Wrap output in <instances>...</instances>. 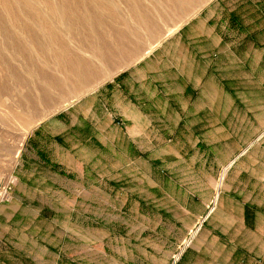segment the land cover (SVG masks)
Returning a JSON list of instances; mask_svg holds the SVG:
<instances>
[{
  "label": "rangeland",
  "instance_id": "obj_1",
  "mask_svg": "<svg viewBox=\"0 0 264 264\" xmlns=\"http://www.w3.org/2000/svg\"><path fill=\"white\" fill-rule=\"evenodd\" d=\"M50 1H54L59 11L63 5L83 14L100 10L86 0H0V55L10 67L2 65L0 57V85L3 87L0 93V169L10 174L17 166L29 134L38 125L85 96L107 95L109 87L126 71L150 56L187 23L211 9L216 12L214 23L227 35L230 48L264 50V0H210L200 9L192 6L190 16L182 17L177 14L181 12H175L170 0H138L135 4L127 0H101L105 12L98 15V21L102 26L89 18L76 23L74 30L70 20L60 17L59 12L50 15ZM139 10L151 12L153 19H158L159 23L156 20L155 23L160 40L147 36L146 29L135 35L142 37L140 43L134 40L129 31L138 27L136 11ZM33 25L39 38L33 36ZM51 27L69 52L90 63L94 58L92 49H98V58L102 63L105 61L102 45L108 46L109 31L123 32L128 38L124 56L129 59L125 63L129 66L111 74L105 82L97 83L98 86L83 85L71 73L59 71L60 65L53 55L57 45L51 42L48 33ZM36 41L46 43L49 48H45L42 57L35 49L37 46H33ZM134 41L138 44H133ZM133 53L136 55L130 59ZM262 58L264 64V54ZM62 72L69 77L64 78ZM47 75L50 81L45 83ZM233 107L240 109L237 114L243 116L244 121L229 119L222 134L205 133L203 128H198L194 135L157 134V129L152 128L148 136L135 137L134 144L118 145L115 168L111 173L108 166L100 169L105 179H81L80 187L84 182L95 200L105 198L100 201L104 204L103 210L95 223L87 219L77 221L87 229L100 230L97 240L84 241L98 253L85 254L86 262L153 264L165 258L166 264H178L183 250L190 248L200 233L203 220L214 213L221 192L228 187L227 193H231L233 199H242L248 192L262 193L260 187L264 181L256 183L255 179H249L244 172L240 173L241 168L236 164L241 150L246 148L243 141L251 137L242 133V128L255 123L260 115L259 105L250 99L234 103ZM115 121L118 135L125 133V123L120 119ZM124 140L128 137L124 136ZM248 170L254 171L252 166ZM249 213L253 216L255 212ZM109 218L115 219L109 221ZM210 232L209 242L212 243L222 234L215 230ZM201 247L202 255L208 257V249ZM204 247L209 246L204 244Z\"/></svg>",
  "mask_w": 264,
  "mask_h": 264
},
{
  "label": "crops",
  "instance_id": "obj_2",
  "mask_svg": "<svg viewBox=\"0 0 264 264\" xmlns=\"http://www.w3.org/2000/svg\"><path fill=\"white\" fill-rule=\"evenodd\" d=\"M211 10L126 71L107 95L85 96L29 134L13 172V198L0 203V264H91L84 255L98 253L84 241L97 240L100 230L77 221L95 223L105 198L95 200L81 179H105L100 169L115 168L118 145H132L152 128L157 134L194 135L201 128L222 134L229 119L244 121L233 104L253 99L260 115L242 128L251 137L236 164L249 179L264 181V50L230 48ZM116 119L125 133L118 135ZM260 190L242 199H233L228 187L221 192L178 264H264V185ZM210 230L222 232L214 243Z\"/></svg>",
  "mask_w": 264,
  "mask_h": 264
},
{
  "label": "bare ground",
  "instance_id": "obj_3",
  "mask_svg": "<svg viewBox=\"0 0 264 264\" xmlns=\"http://www.w3.org/2000/svg\"><path fill=\"white\" fill-rule=\"evenodd\" d=\"M86 1H88V3L92 4L95 7H99L100 8L99 12L94 14V13H92V11H89V12L87 11L89 14H87V13L83 14L78 9L76 10V9H73L72 7L67 8L64 5L62 6L63 8L59 11L57 9L58 7L55 5L54 1L53 2L50 1V2H52V4L49 8V13H50V15H54V14H58L57 12H59L60 17L70 20V22H71L70 25H72L71 26L72 28L75 26L76 23L80 22L81 20L87 21L89 18L94 22V24L102 26L103 23L98 21V15L101 16L102 13L105 12V9L103 8V6L101 4V0H86ZM86 1H84V2H86ZM120 1H119V3L122 2V1L121 2ZM127 1L128 2L130 1L129 3L134 2V4L138 2V0L137 1L136 0H127ZM156 1L159 2V0H156ZM208 1H210V0H170L168 2L176 10L175 12H178V11L181 12V13H177V14L180 17H182V16H190V13L192 12V10H191L192 6H196L195 9H200ZM117 3H118V1H117ZM130 5H132V4H130ZM85 6H86V4H85ZM133 8H135V7H133ZM136 8L139 9L142 7L136 6ZM150 13L151 12H146V11L144 12L142 10H139L138 12L136 11L138 27H136L135 29L132 27L131 30L129 31L131 34H133L134 37L142 29L148 30L147 36H150L154 40H157V39H159V37H161V36L157 35L159 33L158 32L159 28H158V25L155 23L156 19L154 20L153 17L150 15ZM110 16H112V12H110ZM154 16H155V13H154ZM157 20H156V22L159 23V21H157ZM44 23H45V21H44ZM72 23H74V24H72ZM29 27L30 26H28V28ZM34 27H35V25H33V31L37 30ZM29 30H30V28H29ZM73 30H74V28H73ZM107 32H108V30H107ZM28 33L26 32V34H28ZM48 33L50 34L51 42L57 45L56 49L54 50L53 55H54L55 59L57 60L58 64L60 65L59 71L62 69L65 72L71 73L72 75H74V76H72V75L71 76L73 78L77 77L83 85L88 84V85L93 86L94 84H97V83L101 84V83L105 82L106 80H108L112 76L111 74L119 72L120 70L125 69L126 67L129 66V65L125 64L127 62V60H129V59L124 56V55H126L125 50H126V47L128 45L127 44L128 38H127V35L123 32H120V31L110 32L109 31L110 42H109L108 46L102 45V48H103L102 51L105 50V52H104L105 61L103 63L100 61V58H98V56L100 57V53L98 52L99 51L98 49H92L91 52H92V55L94 56V58H93V60H90L91 61V63H90V62H88L82 58L77 57L76 55H73L71 52H69L66 49V47L63 46L64 41L62 42V39L60 38V36L56 33V31L52 27L48 30ZM29 36H31V35H29ZM33 36L35 38H39L38 33H36V32L33 34ZM141 39H142L141 36L134 38V40L138 41V43L141 42ZM135 41L133 42V44H138ZM25 42H27V41H25ZM3 44H4V42H3ZM35 45L38 47V48L35 47V49H36V51L40 57H42L41 55H43V52L46 49L49 50L46 43L36 41L35 43H33V46H35ZM4 46H6V45H4ZM139 51H140V48L138 49V52ZM130 55H131L130 59H132L136 55V53H133ZM0 57L2 59V65L7 66L6 68H8L9 67V65L7 64L8 62H5L6 60L4 61L1 55H0ZM103 71H106L107 73L103 74L102 73ZM65 72H62L64 74V78H68L69 75ZM48 81H50L49 75H47L44 82L47 83ZM60 83H62V82H60ZM98 84H97V86H98ZM2 92H3V87H2V85H0V93H2Z\"/></svg>",
  "mask_w": 264,
  "mask_h": 264
},
{
  "label": "built area",
  "instance_id": "obj_4",
  "mask_svg": "<svg viewBox=\"0 0 264 264\" xmlns=\"http://www.w3.org/2000/svg\"><path fill=\"white\" fill-rule=\"evenodd\" d=\"M16 182L17 179L13 173L10 174L0 169V203H7L12 200Z\"/></svg>",
  "mask_w": 264,
  "mask_h": 264
}]
</instances>
